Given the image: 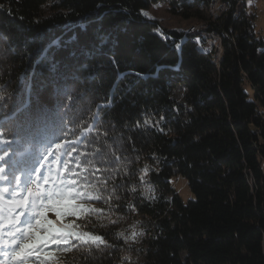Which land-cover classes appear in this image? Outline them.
<instances>
[{
	"label": "trees",
	"instance_id": "1",
	"mask_svg": "<svg viewBox=\"0 0 264 264\" xmlns=\"http://www.w3.org/2000/svg\"><path fill=\"white\" fill-rule=\"evenodd\" d=\"M158 2L184 19L204 20L211 6L0 0V84L12 93L0 105V122L14 115L3 131L23 127L21 162L57 137L82 140L77 152H103L107 163L97 159L96 166L109 170L110 188L122 185L111 201L117 222L83 228L113 247L79 246L62 264H119L128 247L116 235L119 221L133 214L153 225L143 264H264V39L246 6L237 16L231 9L214 14L204 30L220 35L218 58L194 35L142 15ZM178 87L195 110L190 117L173 98ZM88 123L91 131L78 138ZM145 163L150 196L136 189ZM177 177L187 181L188 199L177 192Z\"/></svg>",
	"mask_w": 264,
	"mask_h": 264
},
{
	"label": "snow or ice",
	"instance_id": "2",
	"mask_svg": "<svg viewBox=\"0 0 264 264\" xmlns=\"http://www.w3.org/2000/svg\"><path fill=\"white\" fill-rule=\"evenodd\" d=\"M142 15L154 19L143 10ZM196 40L199 43V37ZM175 47L179 49L180 44ZM6 87L0 84V105L12 95ZM13 118L14 115L5 117L0 122V185H7L0 186V264H62L61 257L76 247H113L104 236L83 230L90 224L93 229L106 227L105 220L109 224L117 222L111 218V201L116 188L122 185L110 188L109 170L96 166L97 159L100 164L107 163L101 159L104 153L99 150L77 152L82 140L56 142L61 140L57 137L44 146L41 154H33L29 160L21 162L17 157L23 155L20 149L25 147L23 127L17 123L11 139L5 138L8 134L3 131L5 124ZM146 123L151 124L150 121ZM81 157H84L83 163ZM141 172L140 180L144 181L148 166L145 165ZM150 190L146 187L144 195L148 196ZM115 199L119 200V197ZM93 201L107 205V210L95 207ZM49 212L55 214V219L49 218ZM66 217L71 218L70 222H64ZM81 220L85 221L83 225L78 223ZM93 220L97 224H93ZM131 227L130 235L126 236L124 232L116 235L125 242L135 241L141 232H137L134 225Z\"/></svg>",
	"mask_w": 264,
	"mask_h": 264
},
{
	"label": "rangeland",
	"instance_id": "3",
	"mask_svg": "<svg viewBox=\"0 0 264 264\" xmlns=\"http://www.w3.org/2000/svg\"><path fill=\"white\" fill-rule=\"evenodd\" d=\"M211 6L210 8H206L203 12L204 14V20L203 19H184L182 16L173 13L171 11V7L166 2H158L153 4L149 9L143 10V12L149 13L151 17L156 20L163 29L168 30H175L178 32H185L188 31L192 27H198V29H204L207 28V22L212 18L215 13H217V5L212 0H210ZM247 13L250 17H252L253 25L256 34L264 39V0H247ZM211 43V40L207 42ZM218 45V47H217ZM210 49H215L217 57L219 58V52H222V48L220 45V38L219 35H217V44H210L208 46ZM249 93L252 94V91L249 90ZM173 98L177 101V103L182 107L184 110V116L190 117L193 113H195V110L185 101V89L183 87H178L173 92ZM91 123L87 124L86 129L91 128ZM86 129L82 131L78 135V138H81L85 135ZM5 133L8 135L5 138L11 139V131L5 130ZM64 141H72L76 142V140L70 139V140H64ZM61 141V142H64ZM51 159V158H50ZM145 165L148 166V170L150 169L149 164L145 163ZM142 174V173H141ZM1 186V185H0ZM174 186L177 189V192L181 194V196L184 199H188L191 196V192L189 190L187 181L182 177H177L174 179ZM146 187H149L151 190L148 193V196H150V193L152 192L153 186L147 177L145 176L144 181L140 180V185L136 187L139 191H141L144 194V189ZM49 218L55 219V214L52 212H49ZM135 226V230L137 232H141V235L136 238L135 241H127V251H125L121 255V259L119 261V264H143L145 260V252L147 248V241L150 237V228L153 227V225L150 223L149 220L143 218L139 214H133L129 217H124L119 221V232H124V234L130 235L132 231L131 226ZM122 238V237H121ZM123 239V238H122ZM124 240V239H123ZM127 258V259H125Z\"/></svg>",
	"mask_w": 264,
	"mask_h": 264
},
{
	"label": "built area",
	"instance_id": "4",
	"mask_svg": "<svg viewBox=\"0 0 264 264\" xmlns=\"http://www.w3.org/2000/svg\"><path fill=\"white\" fill-rule=\"evenodd\" d=\"M216 5H217V18L223 17V10L224 9H231V10H240V12L242 13V11L244 10L247 0H214ZM187 35H190V31L188 33H186ZM196 40V38H194ZM211 40V43L207 42ZM198 44H202L203 47H205V51H207V48L210 44H217V31H213V30H208L205 29V31H203V38H199V43ZM218 47V45H217ZM222 52H219V57L221 58L222 54H223V50H221ZM218 52V50H217Z\"/></svg>",
	"mask_w": 264,
	"mask_h": 264
},
{
	"label": "bare ground",
	"instance_id": "5",
	"mask_svg": "<svg viewBox=\"0 0 264 264\" xmlns=\"http://www.w3.org/2000/svg\"><path fill=\"white\" fill-rule=\"evenodd\" d=\"M213 1L214 0H212V2ZM227 10H229V9H224L223 12H226ZM239 13H241L240 10H235V16H237ZM215 15L217 16V13H215ZM189 31H190L191 36L194 35L195 38H197V36H199V34H202L203 35V31H205V30L204 29L203 30L202 29L200 30V29H198V27H192L188 31H186V33H188ZM217 35H219V34L217 33ZM219 38H220V45H221V37H220V35H219ZM202 49L205 50V47L202 46ZM207 50H210V48H207Z\"/></svg>",
	"mask_w": 264,
	"mask_h": 264
},
{
	"label": "crops",
	"instance_id": "6",
	"mask_svg": "<svg viewBox=\"0 0 264 264\" xmlns=\"http://www.w3.org/2000/svg\"><path fill=\"white\" fill-rule=\"evenodd\" d=\"M246 6H247V3H246Z\"/></svg>",
	"mask_w": 264,
	"mask_h": 264
}]
</instances>
